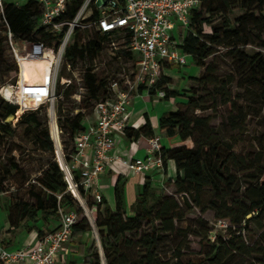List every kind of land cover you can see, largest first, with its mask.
I'll return each instance as SVG.
<instances>
[{"label":"trees","instance_id":"obj_1","mask_svg":"<svg viewBox=\"0 0 264 264\" xmlns=\"http://www.w3.org/2000/svg\"><path fill=\"white\" fill-rule=\"evenodd\" d=\"M201 1V7L204 4L207 16L200 11L201 7L190 13L189 26L180 33L179 48L191 56L198 67L205 69L201 77H192V80L202 88V95H199L195 88L187 93L170 90L167 86L171 79L164 76L155 88L164 90L166 99L178 96L186 98L188 110L215 112L219 105L226 106L230 109L226 126L232 131H241L247 116L244 114L243 106H236L233 101L232 86L236 83V77L234 74L220 75V68L215 61L208 64L207 60L225 50V55L235 61L236 74L241 76L238 84L242 89L245 88L246 81H250L254 86L263 84L259 98L264 103V56L261 53L251 55L244 50L250 45L264 48V0ZM82 2L83 0H73L57 22H71ZM235 10L241 11V14L235 17L233 23L225 19L221 25L213 26L211 33L204 32V26L211 23V18ZM3 16L8 27L5 24V35L0 34V78L8 73L16 75L18 73L17 65L9 63L4 54L8 29L15 38L42 41L49 47L54 42H60L68 29V26H64L62 33L55 34L49 27L41 26V10L38 3L33 0L21 6L7 3ZM98 17V12H95L93 19ZM76 31L79 33L80 29ZM105 41L106 38L100 36L89 40L85 45L75 41L66 51V60L72 65L87 58L93 60L102 52ZM84 84L93 100H98L102 90L106 89V82L90 71L84 76ZM142 91L143 88L140 89V92ZM151 94H155V90H152ZM69 95L70 92L67 93V96ZM6 100H1L3 109L0 111V135H13L11 125L4 121L15 116L20 109L16 104ZM39 113L38 109H24L18 125L26 124V130L32 134L34 143L45 151H53L54 144L50 140L49 131L43 128ZM84 117L83 112H79L73 118L66 116L62 121L63 126L72 136H76L85 129ZM211 124L210 116L192 117L183 110L171 112L159 119L160 129L166 131L169 137L178 135L183 142L192 140L194 143V147L191 148L185 144L170 149L162 146L164 165L168 161H173L177 168L174 178L177 194L193 197L196 206L201 208L202 212L212 210L219 220H229L230 226L225 234L215 237L211 253L200 262L224 264V258L232 248L248 257L256 254L260 257L259 263L264 264V155L258 152L253 158H249L237 154L234 152L236 143L222 141ZM133 134L130 137L139 138L141 135L151 137L153 133L147 124L141 131ZM37 182L44 190L46 198L41 193L30 191L34 204L29 202L19 204L16 221L14 222L10 215V230L0 233L5 247L14 245L13 239L5 238L6 233L16 235L23 221L35 224L48 223L51 219L60 217L58 213L60 208L70 212L76 207L72 196L67 193V184L59 162L50 163L38 177ZM205 191H210L214 195V199L206 207L200 199L201 193ZM150 201L158 203L155 207H150ZM89 202L91 204L90 200ZM185 204L188 205V202L185 201ZM135 212L133 216L126 214L119 185L116 186V209L112 210L104 199L98 207L97 229L106 264H198L193 260L183 263L179 254L166 259L157 251L159 233L173 234L176 232V220L185 217L183 208L175 197L159 199L151 183L146 182L137 199ZM144 221L148 223L156 221L159 222V226L152 228L150 233L140 239L139 245L144 248V253L140 254V258L131 260L123 252L124 246L133 245L127 234L140 232ZM252 223L260 232L259 241L253 246H248L242 240ZM90 231L91 227L87 220L82 219L74 227L72 239H82ZM79 246L80 252L84 255L83 264H101L100 248L95 237L91 244L81 242Z\"/></svg>","mask_w":264,"mask_h":264},{"label":"rangeland","instance_id":"obj_2","mask_svg":"<svg viewBox=\"0 0 264 264\" xmlns=\"http://www.w3.org/2000/svg\"><path fill=\"white\" fill-rule=\"evenodd\" d=\"M73 0H69L68 6L71 5ZM200 11L207 16L204 11V4ZM241 14V11L235 10L229 12L226 15L220 14L215 18H211V23L204 26L205 33H211L213 26L221 25L225 19L234 22L235 17ZM264 15V10H263ZM79 33L75 31L71 39V44L78 41L82 45H85L89 40L97 38L95 29L91 26L90 22L82 23ZM177 39H180L178 29L176 30ZM0 34L5 35V23L3 15L0 13ZM40 38V37H38ZM24 39L14 38L15 46L22 47ZM125 35L123 33H117L103 44L102 52L95 57V59L87 58L85 60H79L75 65L66 60L64 55L63 59L59 60V66L56 73V88L53 95L47 100L41 101H25L21 100L19 94L15 93L12 98V88L21 74V79H27L29 77L32 81H37L47 78L49 70H47L50 62L48 61H30L34 69L30 71L27 76V69L24 64H21L20 72L19 67L13 57L11 47L8 42L5 43V57L9 63H13L18 67L17 75L14 73L5 74L0 78V87L6 86L5 99H9L13 103H16L20 111L15 115L7 118L4 123L10 124L14 130L13 135L4 134L0 135V233L2 231L7 232L10 229L9 217L11 215L12 220L15 222L19 213V204L22 202H29L34 204L30 191L41 193L45 198L44 190L37 182L44 171L49 167L50 163L60 161V155L58 149L55 146V142L51 137V126L57 118L59 131L61 133L60 142L57 145L62 146L66 155L70 154L74 149L75 138L72 136L68 129L63 126L62 121L66 116L73 118L79 112L85 113L83 119L87 125L85 118L91 116V111L95 103L105 98L106 89L102 90L99 99L93 100L89 91L84 84V76L89 71L97 76L100 80H104L106 84L113 80H117L121 83L122 88H125V80L130 78L133 80L132 71L136 68L137 59L133 56H129L126 44ZM55 43L50 46L54 48ZM244 50L254 55L261 53L264 56V48L258 46H247ZM225 50L220 51L214 58H209L207 63H213L220 68V75L234 74L236 77V83L232 86L233 101L236 106H243L244 114L247 116L245 124L241 131H232L226 126L227 117L230 113V109L226 106L219 105L217 110L200 111V110H188L187 106L182 109L186 111L190 116L207 117L212 118V127L217 131V134L222 141L226 143H236L234 146V152L246 157H254L258 152L264 155V103L260 97V93L263 90V84L260 86H254L250 81H246L245 88L242 89L238 82L241 80L240 74H236L235 61L225 55ZM70 65V67L68 66ZM53 67V66H52ZM205 69L198 67L191 56H187V65L183 68H168L166 73L171 75L175 80L174 87L180 92L187 93L191 89L195 88L199 95H202V88L198 83L191 80V77H201ZM51 72V71H50ZM190 81L189 88L184 90L185 83L179 85V81ZM63 81H69L68 84L62 85ZM35 83V82H33ZM41 83V82H40ZM38 84V83H37ZM70 92L71 95L67 96ZM8 93V94H7ZM5 99L0 95V107L1 100ZM170 99H177L178 102L183 101L184 97H172ZM185 103V101H183ZM182 102V103H183ZM53 105V108L51 107ZM182 106V105H180ZM29 108L30 110H40L39 116L42 119L43 128L49 131L50 140L54 144L53 151H45L40 145H37L33 141L31 133L27 132L26 124L18 125V121L23 114V110ZM2 107L0 111H2ZM61 121V123L59 122ZM169 137V136H167ZM180 139V138H179ZM180 145L185 144L187 147H194L192 140L183 142L180 139ZM262 151V152H261ZM173 168L170 173V177H175L177 168L173 161ZM174 188L170 189V186ZM166 188L156 189V196L160 198L173 196L177 199L185 217L183 219L176 220V232L159 233V243L157 245V251L163 258H173L175 254L181 256V261L187 263L188 261H196L198 264L207 255L211 253L213 241L217 235H224L226 229L219 226V219L215 217V213L212 210L202 212V209L197 207L194 198L191 196H185L183 194H177L175 183L170 182L166 185ZM201 202L206 207L211 200L214 199L213 193L205 191L200 195ZM188 202V205L185 204ZM158 201H150L149 206L155 207ZM80 221L85 218V213L78 206ZM229 221V220H228ZM3 224V225H2ZM2 226L4 228H2ZM159 222L153 221L148 223L143 222V228L140 232L128 233L127 237L133 242L131 246H124L123 252L131 259L135 260L140 258V254L144 253V248L139 245L140 239L150 233L152 228H157ZM39 230V225L29 221H23L21 227L17 232L16 240L22 242L33 230ZM92 231V229H91ZM92 235H94L92 231ZM260 232L254 223L250 224L245 232L242 242L248 246H253L259 241ZM7 238H10V232L6 233ZM95 237V236H94ZM101 264H106L103 251L100 252ZM260 257L256 254H252L250 257L244 255L241 252H237L230 248L229 253L224 258V264H260ZM208 264V263H203Z\"/></svg>","mask_w":264,"mask_h":264},{"label":"built area","instance_id":"obj_3","mask_svg":"<svg viewBox=\"0 0 264 264\" xmlns=\"http://www.w3.org/2000/svg\"><path fill=\"white\" fill-rule=\"evenodd\" d=\"M29 1L32 0H0V13L4 15L7 3L21 6ZM33 1L38 3L41 10V26L49 27L55 34L62 33L64 26H68V29L60 42H54V48L42 41H24L21 48L17 47L14 43L15 36L8 29L7 42L19 72L21 64L27 61H48L53 65L42 83H29L26 79L22 80L19 74L18 81L10 86L12 98L17 93L23 102H33L45 101L53 95L59 60L63 59L76 29L82 23L90 22L96 35L106 38V41L117 33H123L129 56L137 59L136 68L132 71L133 80L127 78L125 88L117 80L106 84L105 98L95 103L91 111L93 120L76 135L74 149L70 154L66 155L62 146L57 145L61 136L57 118L51 126V137L60 155L59 164L67 184V193L85 213L101 252L97 215L104 197L98 182L106 172L108 164L118 160L137 174L147 173L152 167L164 166L161 136L148 138L149 147L145 159L129 161L113 156L115 135L124 133L129 128L130 105L135 93L143 88L149 93L155 90L156 95L165 98V91L155 88L163 76V68L166 65L180 68L187 65L188 55L179 48L180 39H177L175 32L178 29L180 36L181 30L189 26L190 13L200 9L202 1L123 0L121 3L119 0H107L105 6H97L98 0H83L75 18L64 23L57 22V19L67 11L69 0ZM95 12L99 14L97 19H93ZM3 20L8 27L4 16ZM68 66L70 67L69 64ZM68 82L63 81L62 85ZM4 94L6 86L0 90V95L5 99ZM23 109L24 107L21 110ZM58 213L60 225L56 229L43 232L37 243L17 249L0 246V264H68L69 252L66 245L72 240L74 227L80 222V215L76 207L70 212L60 208ZM219 226L228 229L230 225L228 221L220 220Z\"/></svg>","mask_w":264,"mask_h":264},{"label":"crops","instance_id":"obj_4","mask_svg":"<svg viewBox=\"0 0 264 264\" xmlns=\"http://www.w3.org/2000/svg\"><path fill=\"white\" fill-rule=\"evenodd\" d=\"M24 65L28 71L27 76H29L30 71L33 70L34 67L32 63H30V61L25 62ZM173 67L177 68V66L166 65L163 68L162 74L164 77H168L171 79V82L167 87L170 90L179 91L173 86L175 80L171 75L169 76L166 73L168 68L172 69ZM26 80L29 83L43 82V79L32 81L29 79V77H27ZM183 82L185 83L184 90L188 89L190 84H192L190 81H181L180 79L179 85L183 84ZM178 101L179 100L177 99L162 98L159 95L151 94L145 90L135 93L132 97L130 105L129 129L124 133H118L115 135V148L112 152L113 156H120L129 161L135 159H145L147 157V149L149 147L148 138L150 136L141 135L139 138H136L135 136L130 137V135L137 131H141L147 124L150 125V128L152 130L153 134L151 136H161L163 147L170 149L176 146L184 145H180L181 142L178 135L174 137H167L168 135L166 134V131L161 130L159 126V119L162 116L171 112L182 110L184 106H187L186 98L183 99L185 103L183 101ZM85 120L88 125V123L93 120L92 115L85 118ZM83 124L85 127L87 126L84 121ZM172 168L173 164L171 163V161H168L167 164L162 168L152 167V169L147 173L137 174L131 171L120 161L115 160L108 164V168L106 172L101 176L98 184L103 194L104 200L112 210L116 209V186L119 185L124 200L126 214L129 216H133L136 213L135 207L137 199L142 192L146 182H150L154 190H161L162 188H166V185H168L170 182L174 183L175 177H170ZM172 188H174L173 185L170 186V189ZM37 224L39 225V230L35 229L30 233H27L28 237L22 242L15 241L17 234L13 235L12 233H10V238H7V236H5V238L7 240L13 239L14 245L11 247H5L2 244V240L0 238V246L7 249H17L24 245L35 244L37 243L38 238L40 237V235H42L43 232L56 229L60 225V218L51 219L48 223L39 222ZM2 228L4 227L2 226ZM93 237L94 235H92V231H90L85 234L82 239H72L66 245V249L69 252V254H67L68 264H83L84 255L80 252L79 245L81 242L84 244H91Z\"/></svg>","mask_w":264,"mask_h":264},{"label":"water","instance_id":"obj_5","mask_svg":"<svg viewBox=\"0 0 264 264\" xmlns=\"http://www.w3.org/2000/svg\"><path fill=\"white\" fill-rule=\"evenodd\" d=\"M107 3V0H98L97 1V6H105Z\"/></svg>","mask_w":264,"mask_h":264},{"label":"bare ground","instance_id":"obj_6","mask_svg":"<svg viewBox=\"0 0 264 264\" xmlns=\"http://www.w3.org/2000/svg\"><path fill=\"white\" fill-rule=\"evenodd\" d=\"M52 64H49L48 67H47V70H49V72L52 70Z\"/></svg>","mask_w":264,"mask_h":264}]
</instances>
